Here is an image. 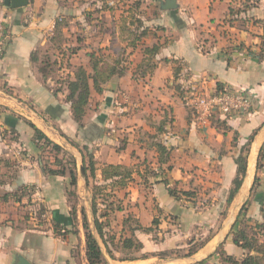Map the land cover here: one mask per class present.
<instances>
[{
  "label": "crops",
  "instance_id": "1",
  "mask_svg": "<svg viewBox=\"0 0 264 264\" xmlns=\"http://www.w3.org/2000/svg\"><path fill=\"white\" fill-rule=\"evenodd\" d=\"M86 1L70 0L66 9L61 0H30L25 8L12 10L0 0V21L10 34L0 56V264H14L18 256L31 264H88L87 231L100 248L101 264H219L220 252L240 259L243 252L233 245L232 231L243 205L248 202L246 218L264 222V163L257 170L264 150V58L257 57L264 45V0H176L174 10H163L164 0H151L157 7L147 18L153 28L143 43L161 47L144 78L134 75L143 61L141 46L127 47V37L115 29L121 19L117 10L93 0L96 22L105 27L112 23L114 29L90 32L83 26L70 31L72 23H91L89 10L81 9ZM245 5L244 12L230 18V8L243 10ZM61 21V45L75 51L70 62L74 69L89 71L87 54L92 49L111 59L119 54L129 59L121 77H112L101 93L91 92L82 127L72 118L66 92H54L41 73L40 53L52 55L47 37L52 34L53 40L54 26ZM217 86L250 92L255 99L252 114L231 119L213 115L201 124L181 91L209 93ZM30 125L75 163L74 186L68 168L63 176L43 172V164L59 167L48 149L35 144ZM156 144L169 151L165 162ZM88 153L94 176L88 170ZM240 155L245 176L227 202ZM106 165L131 169L134 181L114 190L122 210L108 217L102 239L94 222L103 220L105 205L98 197L93 214L92 186L104 183L101 171ZM145 168L152 175L141 177ZM255 178L260 186L253 196ZM175 187L196 192V202L172 198L168 188ZM128 216L140 228L153 230L131 233L123 226ZM55 222L62 227L57 229ZM126 238L143 249H124ZM157 253L170 254L141 258ZM131 254L137 257L130 259Z\"/></svg>",
  "mask_w": 264,
  "mask_h": 264
},
{
  "label": "trees",
  "instance_id": "2",
  "mask_svg": "<svg viewBox=\"0 0 264 264\" xmlns=\"http://www.w3.org/2000/svg\"><path fill=\"white\" fill-rule=\"evenodd\" d=\"M103 1V0H101ZM100 1V2H101ZM107 2L103 4L104 7H107ZM141 2L136 1L134 6L131 9V13L129 18L122 17L121 18V32L127 33L128 36L126 40H128L127 47L132 48L135 50L138 46H141L140 53L143 56V61L140 62L138 67L136 68L134 75L140 78H144L147 75V71H151L153 65H151V60L157 55L161 46L153 45L152 47H146L143 43L144 38L147 37L149 29L147 27L142 26V22L139 18H136L133 14L134 11H137L140 8ZM249 4V1L247 2ZM253 6V5H252ZM251 6V7H252ZM248 6H244L243 10H234L232 8L229 9V16H235L239 13L245 11ZM134 8V10H133ZM110 11H114L113 8L109 7ZM129 19V25L134 26L137 24V27L129 29V26H126V21ZM232 25V23L230 24ZM65 26L64 22H56L53 30L54 38L51 41L53 48L59 52V55H64L67 51H70L71 54L75 53L73 48L63 47L62 43L63 35L61 32L62 27ZM143 46V48H142ZM204 50V49H203ZM264 45L260 54L257 56L260 59L264 58ZM37 53H35L36 56ZM61 55V56H62ZM33 56V60H36L37 57ZM38 56V55H37ZM127 55L119 54L117 58L111 59L109 56L102 55L99 51L91 50L87 54L88 58V66L89 71L82 66L76 67L74 72L69 75V77H65L63 80L59 81L58 88H53L54 92L65 91L66 92V101L70 104L71 114L73 120L82 127V120L86 114V108L89 102V98L92 91L96 93L102 92V86L106 84L112 77H121L125 70L127 69L126 61ZM126 58V59H125ZM41 73L45 81L50 76V73L53 68V64H50L47 61L43 60L41 56ZM145 66L146 69H143ZM149 73V72H148ZM178 70L176 69L174 73V77L177 78ZM57 84V83H56ZM225 88L222 86H217L213 92H222ZM181 97H184V90L181 91ZM185 101V100H184ZM32 130L34 131V142L41 150L48 149L49 153L53 155L54 165L58 166L57 169H51L48 164H43V172L46 175H65V171L68 168L69 170V177L71 179V186H74L76 183V178L74 174V162L71 158L67 157V154L61 150V148L53 143H51L39 130H37L33 125H30ZM162 129H159L161 131ZM156 150L159 151L160 156L164 159V162L168 158L169 151L166 150L161 144H156ZM264 150L261 149L259 160L257 164V170L262 169L264 163ZM59 155H62L61 158H58ZM67 159V161L65 160ZM161 158V160H163ZM87 162L89 163L88 170L91 176H94L95 168H94V161L92 154H87ZM237 173L236 177L232 183V189L230 190L227 202H230L232 197L237 193L239 190L242 180L245 176L246 167H245V158L243 156H238L237 158ZM138 171V170H137ZM139 173V172H137ZM144 175L141 174V177H145V175H152V173L145 168ZM101 177L103 180V184L92 186L93 191V201H92V210L93 214L96 215L98 212L97 209V198L99 197L101 204L104 206L103 212L100 214V218L103 219L102 221L95 218V227L103 239L104 234L103 230L109 227V216L114 213L122 210V201L114 197V190H123L127 188L130 183H133V172L131 169L122 167V166H115V165H106L101 171ZM166 184V182H165ZM260 186L259 179L255 178L253 187L251 189V195H255L257 193V189ZM32 187L29 188V192H32ZM108 190V193H107ZM169 195L174 198L175 200H185L190 202H196L195 193L193 191H177L175 188H168ZM194 200V201H193ZM248 211V202L243 205L238 215L237 221L233 226L232 231V243L237 248H239L243 254L240 259H237L233 256L225 255L224 252H220V263L219 264H264V240H259L260 233H264V222L259 223L258 221H251V219L246 218L245 215ZM260 214L262 219L264 220V205L260 207ZM96 217V216H95ZM158 220L155 219L152 222V226L156 229L158 227ZM132 224L134 226L132 227ZM54 226L58 229L62 227L58 223L55 222ZM124 227H128L131 233L135 231H141L142 233L149 234L153 228H140L136 222H134L129 216L124 220ZM85 229L86 224H84ZM131 227V228H130ZM106 237L108 240H112V236L110 233L106 232ZM134 235V234H133ZM111 236V237H110ZM106 241V240H105ZM85 242H86V258L88 264H101L102 263V254L100 248L97 244V241L94 237L87 231L85 235ZM122 246L126 250L133 249L134 252L138 253L143 249V246L139 242H135L133 238H126L122 241ZM196 249V247L192 248V250ZM192 251H190L189 255H191ZM110 254V253H109ZM170 253H157V254H146L141 255V258H145L149 255H157L160 257H164L169 255ZM113 257V256H111ZM132 259V258H131Z\"/></svg>",
  "mask_w": 264,
  "mask_h": 264
},
{
  "label": "rangeland",
  "instance_id": "3",
  "mask_svg": "<svg viewBox=\"0 0 264 264\" xmlns=\"http://www.w3.org/2000/svg\"><path fill=\"white\" fill-rule=\"evenodd\" d=\"M69 1L70 0H64V1L61 0L63 5H65L64 8H66V9L68 8L67 5H68ZM91 1H93V0H87L86 1L85 4L86 5L88 4L86 6V8H84V6L81 7L82 10L88 9L89 11L88 10L87 11L91 13L90 14L91 15L90 16L91 23L88 25V24H84L82 22V23H79V25L76 24L77 26H75V24L72 23V24H70V31L71 30H75L76 28L78 30H82L80 28H82L83 26H87V27L89 26V31L90 32L94 31V32L103 33L104 31H106V32L110 33V31H112L114 29V24L109 23L105 27L106 23H104V26H103L102 21L96 22L99 14L94 9V7L90 4ZM95 1H98V2H95V3H99L98 6H103L102 2H105V1L110 2V4H111L110 7L114 9L113 12H116V10H117V12H119L121 14L120 15L121 18L122 17L129 18L130 13H131V9L134 6V4L136 3V1L141 2L140 8L137 11H134L133 14L135 15L136 18H139V20L142 22V26L143 27H148V29H150V30H152V28H153L152 25H150L149 22H147V18L148 17L150 18L151 14L153 12V9L156 8L157 5L155 7V5L153 3H151V0H103V1L95 0ZM100 1H101V3H100ZM95 3H93V4H95ZM154 3H157V2H154ZM107 7L109 8L108 5H107ZM78 9H80V7H78ZM133 10H134V8H133ZM118 20H117V23L115 24V27H116L115 29L117 30V32L120 33L121 32V27L120 26H121L122 22H121V19L119 21ZM129 21H130L129 19H127V21H126V26H129L130 27L129 29L133 30L134 28L137 27V24H135L134 26H130L129 25ZM122 36L123 37H127L128 34L127 33H124V34L122 33ZM114 45L120 46V44H114ZM52 48H53V46H52ZM51 50H52L53 53L54 52H56V53L55 54L52 53V55H50V54L49 55H47V54L44 55L42 53H40V54L43 57L44 61H47L50 64L54 63L52 70H50L51 73H50V76L48 77L49 80L48 79L47 80L50 83H52L51 86H53V88L55 89V88H58L60 80H63L65 77L68 78L69 75L74 72V68H73L72 63H70L71 62V58H72V54L70 52L71 50L67 51L64 55L61 54L62 56L59 55V52L57 50H55V49H54V51H53V49H51ZM128 62H129V59L127 57L126 63H128ZM65 160L67 161L66 158H65ZM26 217L29 218L30 216L26 215ZM201 238H204V237H201ZM258 238H259L260 241L264 240V233L263 234L260 233V236ZM192 248H194V246L191 247L190 250H192ZM121 257H122V255L120 256V258ZM124 257L128 258V256H124ZM136 257H137V254H133V255L131 254V256H129L130 259L131 258H136Z\"/></svg>",
  "mask_w": 264,
  "mask_h": 264
},
{
  "label": "built area",
  "instance_id": "4",
  "mask_svg": "<svg viewBox=\"0 0 264 264\" xmlns=\"http://www.w3.org/2000/svg\"><path fill=\"white\" fill-rule=\"evenodd\" d=\"M52 41V34L47 37ZM10 40V34L5 24L0 21V56L6 44ZM184 100L193 112L195 118L206 124L213 115L224 119L240 118L252 114L255 99L252 94L243 89H226L222 92H203L197 89L186 91Z\"/></svg>",
  "mask_w": 264,
  "mask_h": 264
},
{
  "label": "water",
  "instance_id": "5",
  "mask_svg": "<svg viewBox=\"0 0 264 264\" xmlns=\"http://www.w3.org/2000/svg\"><path fill=\"white\" fill-rule=\"evenodd\" d=\"M30 0H3V3L12 10L25 8ZM163 10H174L177 8L176 0H164L161 5ZM14 264H31L23 257L18 256Z\"/></svg>",
  "mask_w": 264,
  "mask_h": 264
}]
</instances>
